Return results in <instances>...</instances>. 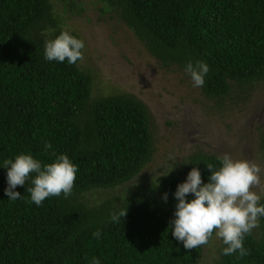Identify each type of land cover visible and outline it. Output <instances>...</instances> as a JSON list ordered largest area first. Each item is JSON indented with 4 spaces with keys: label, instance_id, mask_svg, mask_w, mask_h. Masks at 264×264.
I'll return each instance as SVG.
<instances>
[{
    "label": "trees",
    "instance_id": "trees-1",
    "mask_svg": "<svg viewBox=\"0 0 264 264\" xmlns=\"http://www.w3.org/2000/svg\"><path fill=\"white\" fill-rule=\"evenodd\" d=\"M97 2L100 13L112 14L161 68L190 77L185 65L205 62L209 72L198 88L207 99L222 101L233 86L250 89L264 80V0ZM76 7L69 0L63 12ZM62 31L68 30L49 0H0V264H91L93 257L100 264H198L207 245L187 250L172 235L174 193L194 167L207 183L206 166L218 169L220 158L191 153L145 181L141 172L152 143L144 105L125 94L93 98L91 76L79 61L46 60L45 41ZM258 147L264 155V122ZM19 154L42 164L66 154L78 167L71 195L37 206L27 191L30 178L14 189L19 199H8L3 162ZM117 188L122 191L115 194ZM91 192L98 197L88 201ZM124 209L126 215L112 222L111 215ZM255 233L244 238V257L224 255L220 240L213 264H264V217Z\"/></svg>",
    "mask_w": 264,
    "mask_h": 264
},
{
    "label": "rangeland",
    "instance_id": "rangeland-1",
    "mask_svg": "<svg viewBox=\"0 0 264 264\" xmlns=\"http://www.w3.org/2000/svg\"><path fill=\"white\" fill-rule=\"evenodd\" d=\"M49 1L61 27L84 41V60L77 66L91 76V97L125 94L144 105L152 143L150 162L141 172L145 181L158 178L189 154L199 152L219 158L229 154L258 164L264 187V155L258 147L264 122V80L250 89L233 86L222 101L207 99L190 77L161 68L112 14L100 13L97 0H71L77 7L64 12L69 0ZM135 183L137 180L126 188ZM252 190L260 194V188ZM96 197V192H91L87 200ZM219 244L213 234L198 264H213Z\"/></svg>",
    "mask_w": 264,
    "mask_h": 264
},
{
    "label": "clouds",
    "instance_id": "clouds-1",
    "mask_svg": "<svg viewBox=\"0 0 264 264\" xmlns=\"http://www.w3.org/2000/svg\"><path fill=\"white\" fill-rule=\"evenodd\" d=\"M84 48L83 40L62 31L54 39L45 41L44 58L76 64L84 60ZM184 71L195 87H203L209 66L203 61H189ZM44 147L50 149L52 145L46 143ZM220 164L218 169H213L210 164L206 166L210 172L207 183L202 182L200 171L194 167L186 180L177 185L172 235L185 249L192 250L208 245L215 234L226 245L222 249L224 255L238 253L244 257L249 254L243 246L244 238L259 227V218L264 217V205L259 203L264 194L261 168L252 161L233 159L229 154L220 158ZM3 167L7 168L4 192L8 199H19L21 194L14 189L24 186L31 178L32 186L27 191L31 202L37 206L52 196H70L78 172L77 165L66 154L56 155L52 162L43 164L29 154H19L14 160H5ZM254 188H260V194L253 191ZM188 194L194 198L186 199ZM163 199L167 200V194ZM125 215L126 209L113 213L111 221L119 222ZM93 235L99 238L100 231ZM91 264H100V261L93 257Z\"/></svg>",
    "mask_w": 264,
    "mask_h": 264
}]
</instances>
